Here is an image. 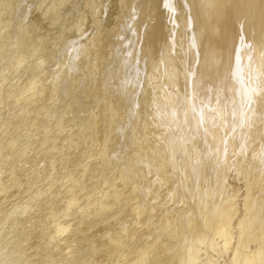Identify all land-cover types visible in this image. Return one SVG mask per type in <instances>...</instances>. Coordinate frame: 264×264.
Segmentation results:
<instances>
[{
    "label": "bare ground",
    "instance_id": "obj_1",
    "mask_svg": "<svg viewBox=\"0 0 264 264\" xmlns=\"http://www.w3.org/2000/svg\"><path fill=\"white\" fill-rule=\"evenodd\" d=\"M1 1L2 2H0V44H5V47L3 49L4 50L3 53H0V68H2L4 65L9 66L10 64V59H11L10 53L12 51V50L10 51V49L13 45V39L11 38L10 30L15 28L17 21L20 18L19 14L21 13L23 9V4L25 8V3L26 1L28 2V0H1ZM67 1L68 0H38L36 3L35 13L33 12L34 14H32L34 15L33 19L35 21L40 20L43 22V21H47L46 20L47 18L52 17L53 21H57L56 19L57 11L64 4H67ZM72 1H70V4ZM80 4H83V3L79 2V5ZM85 5H86V8L89 9V11L91 9L92 13L94 14L93 16L95 18L100 17V12H101L100 10H103V6L107 5L108 8H104V12L106 11L105 15L107 14L106 19H109V20L111 19V20H110V23L108 20L107 22L108 24L104 22L105 20H103L104 24H100L96 26L95 28L94 26L92 27L94 30L92 29L93 32H91L90 35L88 36L86 35L87 38L85 39L86 40L85 44L78 48L73 47L74 49H72L70 53L68 52L69 54H67V57L69 58L70 61H72L71 69L69 68L68 70V69H65L66 68L65 67L60 72V74H58L61 77V80H66L68 82L67 84L68 87L70 86L71 88H73V91L76 90L74 91V94L78 96L77 97L78 102L76 103L75 109H74L76 111H73V112L80 114L81 117H79L78 115L79 117L78 119L80 121L75 120L74 118L75 116L74 117L72 116V117L74 118L76 123L78 122L77 125L80 124L79 126L83 128L82 133L80 134L78 133L79 136H77V138L78 137L79 138L76 139V143L74 142L75 144L72 146V149L69 148L70 151H68L69 156L67 155L68 157L67 164L70 168H68L66 164L61 162L62 165H61L60 171H62V173H66L67 170L76 168V166L79 167V165L83 164V162L85 161L86 162L88 161V163H86L88 167L86 166L84 169V165H83V170L81 169L82 175L83 174L85 175L84 177H82L84 178L83 180H81L80 182L78 180V183H79L78 188L74 189V187L77 184L75 185L74 182L76 181L72 179L74 182L71 181V183H74V184H72L69 187L67 185L69 181L66 183L64 182L68 187L67 186L65 187L64 186L65 184H64L63 185L64 187L60 188L62 190H66L67 193L70 191V193L64 194L60 192L62 191L60 190L57 193L55 192L56 194L54 197L48 199L47 206L46 205L45 206H46V209L50 211L49 213L53 215L52 217L49 216L52 219L55 217L54 214H59L58 212L61 209L60 206L64 201H67V203H65V206L68 205L66 206V208H64L65 209L64 211H66L67 214L68 213L73 214V216L72 214H70L71 215L70 220H68L69 218L67 219V222L69 223V227L62 225L63 220L56 222L55 220L56 217H55V219H53L55 221L54 222L53 220H51V218H49L50 221L54 222V229H53L54 233L51 236L48 235L50 236L51 240L52 241L55 240L54 237L56 238L58 237V235L62 233H64V235L62 234L63 236H65L66 233H68L67 234L68 236L66 235L67 238L65 240L67 242L62 241V242H65L64 243L65 245L64 246L60 245L61 247H63L62 249L64 251L66 250L68 251L69 249H71L70 247H71L72 241L75 240L76 238L79 239L80 237L84 238V237L92 236L93 234L91 235V233H93V231L102 230L104 233V237L101 236L102 238L100 239V236H99L98 238L100 240L99 241L95 240L97 242L94 243V244L97 243L96 247L98 248H96V250H92V251L90 250L91 251L90 253L88 252L90 255L88 259L86 258L87 260L85 262L83 261L84 256L82 257L81 254H79L82 257V261H83L80 264H132V263L136 264L145 255L148 256V254L152 252L150 251V249L153 250V247H158L156 246L158 245L157 239H159L160 237L163 238V236L165 235H167V238H168L169 236L168 233H170V232L167 233V231L170 230L169 225H167L166 227L165 224L163 223L165 228H164V231H161V233H158L156 230H154L153 225L158 224V223L162 224V222H165L168 220H170L169 222H172L174 224V221H171V219L176 218L177 215L179 216L178 210L181 208L177 205L178 202L177 203L175 202L176 204L173 203L174 207L171 208L172 202L176 201L178 198H181L180 196L182 197L186 196V198L189 201H206V202L208 201L209 203L216 205L218 202L219 203L221 202L219 200H221V198L223 197V194L226 196L230 195L231 197H233L232 198L233 201L230 199L232 201L229 205L230 210L229 208L227 209L228 206L225 209L229 210V215L227 214L228 215L227 218L231 220V222H233L232 219L233 218L236 219L235 217L238 215V213L241 210L240 209L241 204L243 202L244 204L245 203L248 204L249 199L247 200V202H245L246 199H245L244 192H243V190L245 189L243 187V184L247 181L245 179L247 177L249 178L253 177V180L255 179L254 185H256L257 191L259 192L257 198L260 204V207H259L260 210L257 214L256 219L261 220L260 224H261L262 230L260 231L263 232L261 234H264V0H87L85 2ZM24 13H25V10H24ZM68 13H70V11ZM26 14H24V16H26ZM31 16H29V18ZM66 18L68 17L66 16ZM62 23L64 24L65 22H62ZM35 24H36L34 25L35 28H38L37 22ZM55 24H58V23L55 22ZM46 25L48 24L45 23L44 26ZM40 30L42 31V29H39V31ZM50 30L51 29H49V31ZM62 37H63V34H62ZM65 38H67V36H65ZM70 38L71 37H69V40L74 39V37L71 39ZM41 42L43 41H40V43ZM45 42L48 43L47 40ZM155 59L156 60L158 59V60L155 61ZM167 63H170L169 68H167ZM54 69H58V67ZM61 69H62V64H61ZM36 75H37V72H36ZM61 80L59 81V83L61 82ZM57 82L58 81H56V83ZM64 88L63 90L66 91ZM60 91L61 90H59V92ZM44 92L46 91H44L43 89V94ZM37 93H36V96H38ZM43 94L41 95V97L43 96ZM66 94H67V91H66ZM63 95L65 96L64 93ZM52 96L54 97V94ZM180 97L182 99V103H181L182 108L179 109L180 106L177 105L178 104L177 100ZM55 100H58V99H54V101ZM71 100L73 101V99ZM51 101L54 102L53 100ZM17 102H18V99H17ZM16 104L17 103H15V106L18 105ZM27 105L29 106V103H27L26 106ZM61 105L63 106V104ZM68 110H71V109H68ZM181 110H182V119L186 121L187 128H186L185 133L181 132L178 135L177 140L179 142V145L175 147L174 145H171L170 141H172L171 137H172L173 131L175 130L176 124H177L178 115H176V113H179V112L181 113ZM229 114L231 116V119L227 120L226 115L229 116ZM27 116L29 115L27 114ZM49 120L50 119H48L47 122ZM62 120L60 119L59 122H61ZM66 122L67 121H65V123ZM14 123L16 126L17 124L15 121ZM76 123H72V124H76ZM43 124L44 123H38V126L44 127ZM10 127H12V124ZM67 127H70V124ZM76 129H78V127ZM76 129H74V131ZM109 129L110 131H112L113 135H110V136L107 135V130ZM61 130H64V129H61ZM70 130H68L69 131L68 137L70 136L72 138L71 136L72 134L69 135ZM61 133L62 132L60 131L45 133L42 136V142H44L47 148L51 150L54 144L56 143L59 144L60 142H63L61 140H64V139H62L61 136L65 132H63L62 134ZM70 137L68 138L69 140H70ZM133 137H134V140H132ZM120 138L123 139L122 143H120ZM61 145L62 143L60 144V146ZM66 145L67 144L65 141V146ZM69 145L71 146V143H69ZM131 145L134 147L133 150H135L136 154L138 155L137 164H136L138 166L136 167V169L133 168L134 169L132 170L133 172H130L131 173L130 179L129 177L124 176L126 168L128 169L130 168L126 166H125L126 168H119L118 167L119 165H117L119 164V162L116 164L117 166L114 168L116 169L114 173L112 172L113 170L111 168L112 170L111 174L113 175H109V177H107L104 175L105 173L102 172L103 170L100 172V169H101L100 163L102 162L101 160L102 158L98 160L99 155L100 156L101 154L102 155L104 154L106 156H110V154L115 155L119 153L120 150H122V148L124 150V148H128V146H131ZM235 151L238 152V154L236 153L237 154L236 156H239V157H237L236 160H233V156H234L233 153ZM30 156L33 160L31 159L28 160L27 164H25L24 162L25 165L21 166L23 167V169L19 167L18 171L21 170L20 175L25 176L27 174L29 176H33L34 178H37L39 177L38 175H36L38 174V171L37 173H35V171L38 170L40 166L42 169H44L42 173L46 171V168L48 167V164H49V161L47 160L48 157H46L47 155L44 156L42 151L39 152L35 150L31 152ZM175 159L178 162H176ZM42 161L43 163H41ZM106 164L101 163L102 166L104 165V168ZM121 165H122V162H121ZM128 165H132V164L128 163ZM89 166L94 168L92 169L93 171L87 169V168H90ZM109 166L111 167L110 162H109ZM169 166H174V168H176V170L178 171L177 176H179V179L176 185H174L175 183L174 184L171 183V180L168 174ZM16 171L17 169L14 171V174H16ZM40 171L41 170H39V172ZM122 171H124L123 172L124 174L122 173ZM244 179L246 180L245 182L243 181ZM18 180L16 182H18ZM130 180H131V183H129ZM206 180L209 182L207 183ZM215 180L219 181L218 183V185L220 186L219 191L212 188L213 184L215 183ZM50 190L51 189H49V191ZM251 194L254 195V193H251ZM78 195H79V200L85 202L86 206H89L87 210L83 209L84 211H82L81 214L78 213L77 211L70 212V209L74 210L73 209L74 207L77 209L76 204L80 202L78 199H76ZM59 196H61L62 198L64 197V200L57 199ZM249 201L251 202V199ZM229 202L230 201H228V203ZM157 203L160 205H157ZM122 206L127 207L125 210L126 213L122 214L123 216L120 215V217H118L117 225H120V227L123 230L121 234L124 232L125 237L126 235L128 237L132 236L133 243L130 245L129 248H124L125 250H123L122 252L123 254H121L122 255L121 257H123V259L119 255V257L121 258L120 259L118 257L114 258V255H112V253H115L114 251L118 249L117 247H119V245L121 244L122 238L120 239V237H117L116 235L118 233L117 234L113 233V230L115 229L113 227L112 228L109 227L110 226L109 224L108 226L106 224L110 223L112 219L115 220L117 218L115 216L117 215L116 213L117 211L115 209H118V208L120 209ZM217 207H221V206H217ZM248 207H245V208L247 209ZM223 209L221 211H223ZM171 213H174V214L172 215ZM215 213L209 215L208 222H210V225L208 226L207 224L208 228L207 230L205 229L207 232L209 229V232H208V235L206 234L205 235L207 236L206 238L208 239L207 245H209V248L211 246V249L214 250L213 252L217 256L223 257L224 249L226 250L227 247L224 248L223 243H222L225 239L221 241L220 239L218 240V238L215 237L219 235V234L216 235V233L218 232L217 231L218 229L217 227H215L217 225V222H215L217 220L216 219L217 214L215 215ZM254 213L255 212H253V214ZM168 214L170 215V217H168L169 216ZM191 214H192L191 216L193 215L196 216V213L195 214L191 213ZM191 216L189 220L190 222H187L188 224L186 227L194 229V232L198 234L202 226L204 230V223L197 224V222L193 220L195 219L194 218L195 216L193 218ZM246 216L247 215H245V217ZM180 217L184 218V216H181V215ZM249 218L247 220H249ZM237 219H238V224H239L240 220L242 221V219H240L239 217H237ZM244 220H245L244 225L247 226L246 224H249V223H246V219ZM252 220H254V218L253 219L251 218V221ZM41 224H44V223L41 222ZM176 224H177V221H176ZM230 224L228 225L230 226ZM222 225H224V222L222 223ZM70 226L74 227L75 229L74 233L73 232L70 233V231H68L70 230L69 229ZM181 226L183 227V225ZM239 226L241 227V225ZM173 227L174 226H172V228ZM254 227L252 228L254 229ZM172 228H171V231H172ZM175 228L178 229L177 232L175 231L176 235L177 233L181 234V232H183L180 226L175 227ZM218 228H220V226ZM223 228L225 229L226 227L224 226ZM22 230L24 229L21 228V232L19 234L16 235L14 233L13 236H10L11 237L10 240L12 241V244H11L12 246L9 244L11 246L9 251L7 253L4 252V254H2L1 256L2 258L0 260V263L2 261L1 264H32L33 263V261L26 254H23V252H25L23 250H25L24 248H26L23 246V243L27 242L28 238L31 236L28 235L29 231L27 230V228L24 231ZM241 230L243 231V228ZM220 231L221 230L219 229V232ZM231 231H229V229L226 230L227 233L228 232L231 233ZM187 232H190V231H187ZM43 233L44 232H42V234ZM100 234L101 233H99L98 235ZM174 234L175 233H173L172 235ZM183 235H184V232H183ZM245 235H244V238L250 237V236L245 237ZM238 237L240 236L238 235ZM38 238H37V241H38ZM257 238L258 237H256V239ZM260 238L262 237L260 236ZM59 240H60V237H59ZM174 240L176 239L174 238ZM184 240L186 241V239ZM203 240H205V237ZM87 241L89 240L87 239ZM167 241L168 242H166V244L164 243L165 245H167V243H169L171 240H167ZM253 241H255V239ZM256 241H258V239ZM201 242H205V241H201ZM226 242H228V240ZM86 243H88L87 245L89 246L91 242L90 243L86 242ZM123 243H124V240H123ZM73 244H74V241H73ZM112 244L115 245V247L112 246ZM201 244L203 245L204 243H201ZM43 245L45 244L43 243ZM47 245L48 246L41 247L42 244L41 246L40 245L38 246L37 244L38 248L37 249L35 248L34 251L32 250L33 253L32 254L30 253L31 255L29 256L32 259H34L35 262L37 261V263H39L43 259L42 254L45 250L48 249V251L51 250L49 252H52L55 249L54 253L57 255H55L54 253H51V254L57 257L59 255L56 251L57 249L54 248L53 245H51V242ZM224 245L226 246V243H224ZM161 246H164V245L162 244ZM184 246L185 245H183V247ZM46 247L47 249H45ZM86 247L85 249L88 250V248ZM228 247L230 248V246ZM77 248H80V247H77ZM188 248H189V244H188ZM209 248L207 249L208 252H209ZM231 248H232V245H231ZM237 248H239V246ZM237 248L235 247V251ZM160 249L161 248H159V250ZM183 249L186 250L185 248ZM191 250L192 249H190V251ZM240 250L244 251L242 246ZM156 251L154 250L153 253L158 254V251L157 252ZM164 251L165 250H163V252ZM182 251L181 253H183ZM238 252H235L233 256L229 258L230 259L229 261H232V262L236 261L235 257H236V253L238 254ZM175 253L174 254L172 253V255H175V256L170 258L171 263L167 261L168 262V263L166 262L167 264H180L181 257L180 259L177 258L179 257L177 251ZM251 253L253 256L251 255L249 257H252V258H250V260L247 258L248 261L246 260L244 264H264V237L261 242L254 244V246L251 248L250 254ZM70 254L71 253H69V255ZM207 254L208 253H206V255ZM151 255L152 257L154 256V254H151ZM213 255L208 256V258L211 257L212 259ZM11 258L13 259L19 258L21 261L19 263L18 262L12 263L10 262ZM65 258H66V255H65ZM153 259H156V257L155 258L153 257ZM161 259H159V262ZM164 259H167V257ZM185 259L187 260V258ZM201 259L204 260L203 258ZM212 260H214V258ZM155 261L156 260H154V262ZM193 261H194V258H193ZM140 262H143V261L141 260ZM147 262H150V258L149 260H147ZM181 263H184V262H181ZM147 264H150V263H147ZM216 264H218V262Z\"/></svg>",
    "mask_w": 264,
    "mask_h": 264
},
{
    "label": "rangeland",
    "instance_id": "obj_2",
    "mask_svg": "<svg viewBox=\"0 0 264 264\" xmlns=\"http://www.w3.org/2000/svg\"><path fill=\"white\" fill-rule=\"evenodd\" d=\"M37 1L38 0H28V2L26 1V3H25V8H24V4H23V9H22V11H21V13L19 14L20 16V18H19V20L17 21V24H16V26H15V28H13V29H11L10 31V33H11V38L13 39V45H12V47H11V49H10V51H11V53H10V56H11V59H10V64H9V66L7 65H4L2 68H0V260H1V256H2V254H4V252L5 253H7L8 251H9V249H10V247L12 246L11 244H12V241L10 240V236H13L14 235V233L17 235V234H19L20 232H21V228L22 229H24V230H26V228H27V230L29 231V234L28 235H30L31 237H29L28 238V241L27 242H25V243H23V246L24 247H26V248H24L25 250H23V251H25V252H23V254H26L32 261H33V263L32 264H80V263H82L83 261L85 262L88 258H89V253L92 251V250H96V248H98V247H96V245H97V243L96 244H94L95 242H97V241H99L102 237H104V233H103V231L102 230H99V231H93V233H91V235L92 236H88V237H84V238H76L75 240H73L74 241V244H73V241H72V243H71V249H69L68 251L66 250V251H64L62 248L63 247H61L62 245L64 246L65 244V242H67V241H65L66 240V238H67V234L68 233H66V235L65 236H63L64 235V233H62V234H60V235H58V237H54V239L55 240H51V238H50V236L51 235H53V233H54V220L53 219H55V217H56V222L58 221H62V225H65V226H68L69 227V223L67 222V219L68 220H70V217H71V215L70 214H72V213H66V211H64L65 209L64 208H66V206H68V205H66L65 206V203H67V201H64L62 204H61V209H60V211L58 212L59 214H54V218L52 219L51 217L53 216L51 213H49L50 211L49 210H47L46 209V206H47V201H48V199H50V198H52V197H54L55 196V194L57 193V192H59L60 190H62V189H60V188H62V187H66L67 185L70 187L72 184H74L75 183V185H73V186H75L74 187V189L75 188H78L79 187V183H78V180H79V182L81 181V180H83L84 178H82V177H84V175L85 174H83L82 175V170H83V165H84V169H85V167L87 166V164L86 163H88V161L86 162H83V164H81V165H79V167L78 166H76V168H72V169H70V170H67V172L66 173H62V171H60V169H61V165H62V163L61 162H63L64 164H66L67 165V167L68 168H70L69 166H68V157H67V155L69 156V154H68V151H70V149H72V146L76 143V139H78L77 138V136H79V134L80 133H82V127L81 126H79V125H77L78 124V122L76 123V121L75 120H79L78 118L79 117H81L80 116V114H78V113H76V112H73V111H76V110H74L75 109V105H76V103L78 102V96L77 95H75L74 94V91H76V90H74L73 91V88H71L70 86L68 87V82L66 81V80H61V77L58 75V74H60V72L65 68V69H68L69 70V68L71 69V63H72V61H70L69 60V58L67 57V54H69L70 52H71V50L72 49H74V48H78V47H81V46H83L84 44H85V42H86V38H87V36L88 35H90V33L91 32H93V26H94V28L96 27V26H98V25H100V24H104V22H108V20L109 19H106L107 18V14L105 15V12H104V8H108V6L107 5H105V6H103V10H100L101 12H100V17H98V18H95L93 15V13H92V11H91V9H90V11H89V9H87L86 8V5H85V2L87 1V0H68L67 1V4H64L58 11H57V21H53L52 19V17H50V18H47L46 20L47 21H35L34 19H33V17H34V15H32V14H34L35 13V9H36V3H37ZM70 1H72L71 2V4H70ZM80 3H83V4H80L79 5V2ZM83 1V2H82ZM0 2H2L1 0H0ZM30 2V3H29ZM32 3V4H31ZM107 3V2H106ZM105 3V4H106ZM70 4V5H69ZM73 4V5H72ZM76 4V5H75ZM78 4V5H77ZM28 5V6H27ZM31 5H32V7H31ZM67 5H69V6H67ZM71 5H72V7H71ZM34 6V7H33ZM75 6V7H74ZM29 7V8H28ZM70 7V8H69ZM85 7V8H84ZM29 10H28V9ZM80 8V9H79ZM82 8V9H81ZM24 10H25V13H24ZM28 10V11H27ZM31 10H33V11H31ZM72 10V11H71ZM70 11V13H68ZM73 11H74V13H73ZM30 12V13H29ZM34 12V13H33ZM76 12V13H75ZM27 13V14H26ZM61 13V14H60ZM63 13H64V15H63ZM80 13V14H79ZM88 13V14H87ZM104 13V14H103ZM24 14H26V16H24ZM71 14V15H70ZM73 14V15H72ZM32 15V16H31ZM59 15V16H58ZM78 15V16H77ZM24 17V19H23V17ZM29 16H31L30 18H29ZM66 16L68 17V18H66ZM72 16H74V17H72ZM88 16H89V18H88ZM65 19H64V18ZM22 18V19H21ZM59 18H60V20H59ZM80 18V19H79ZM29 19V20H28ZM51 20V21H49V20ZM68 19V20H67ZM90 19V20H89ZM99 19H100V21H99ZM22 20V21H21ZM25 20H27V21H25ZM64 20V21H63ZM67 20V21H66ZM103 20H105L104 22H103ZM111 20V19H110ZM110 20H109V23H110ZM69 21V22H68ZM93 21V22H92ZM98 21V22H97ZM34 22V23H33ZM37 22V26H38V28H35V26L34 25H36L35 23ZM40 22V23H39ZM55 22L56 23H58V24H55ZM62 22H65L64 24L62 23ZM24 23V24H23ZM31 23H32V25H31ZM45 23H47L48 25H46V26H44V24ZM50 23V24H49ZM73 23V24H72ZM99 23V24H98ZM144 23H145V21H144ZM143 23V24H144ZM60 24V25H59ZM108 24V23H107ZM54 25V26H53ZM63 25V26H62ZM73 25V26H72ZM75 25H76V27H75ZM26 26H27V28H26ZM36 26V27H37ZM51 26V27H50ZM16 27H17V29L19 30H17L16 29ZM21 29H20V28ZM32 27V28H31ZM43 27V28H42ZM51 29L50 31H49V29ZM53 27V28H52ZM56 27V28H55ZM58 27V28H57ZM71 28V29H70ZM15 29V30H14ZM25 29V30H24ZM26 29H28V30H26ZM30 29V30H29ZM38 29V30H37ZM39 29H42V31L40 30L39 31ZM47 29V30H46ZM91 29V30H90ZM93 29V30H92ZM21 30V31H20ZM26 31V32H25ZM45 31H47V32H45ZM75 31V32H74ZM83 31V32H82ZM90 31V32H89ZM38 32V33H37ZM43 32V33H42ZM74 32V33H73ZM89 32V33H88ZM18 33V34H17ZM29 33V34H28ZM34 33V34H33ZM36 33H37V35H36ZM77 33V34H76ZM47 34V35H46ZM62 34H63V37H62ZM65 34V35H64ZM69 34V35H68ZM41 36V37H39V36ZM43 35V36H42ZM71 35V36H70ZM78 35V36H77ZM87 35V36H86ZM23 36V37H22ZM25 36V37H24ZM56 36V37H55ZM65 36H67V38H65ZM28 37V38H27ZM69 37H71V38H73L74 37V39H71V40H69ZM42 38V39H41ZM28 39V40H27ZM38 39V40H37ZM44 39V40H43ZM66 39V40H65ZM82 39V40H81ZM24 40H25V42H24ZM43 41V42H41L40 43V41ZM47 40V42L48 43H46L45 41ZM63 40V41H62ZM23 41V42H22ZM36 41V42H35ZM71 41V42H70ZM73 41V42H72ZM140 41V40H139ZM51 42V43H50ZM56 42V43H55ZM46 43V44H45ZM49 43H50V45H49ZM77 43H79V44H77ZM83 43V44H82ZM18 44V45H17ZM27 44V45H26ZM43 44V45H42ZM54 44V45H53ZM67 44V45H66ZM69 44V45H68ZM77 44V45H76ZM140 44V43H139ZM167 44V43H166ZM25 45H26V47H25ZM38 45V46H37ZM47 45H48V47H49V49H48V47H47ZM45 46V47H44ZM4 47H5V44H0V53H3V49H4ZM25 47V48H24ZM59 47H60V49H59ZM68 47V48H67ZM74 47V48H73ZM39 48H41V49H39ZM44 48V49H43ZM46 48V49H45ZM39 49V50H38ZM57 49V50H56ZM30 51V53H29V51ZM41 50V51H40ZM46 52H45V51ZM53 50V51H52ZM44 51V52H43ZM39 52V53H38ZM69 52V53H68ZM48 54V55H47ZM39 55V56H38ZM50 55V56H49ZM13 56V57H12ZM53 56V57H52ZM41 57V58H40ZM63 57V58H62ZM37 58H38V60H37ZM23 59V60H22ZM30 59V60H29ZM33 59H34V61H33ZM47 59V60H46ZM13 60H14V62H13ZM158 60V59H157ZM156 59H155V61H157ZM27 61V62H26ZM18 63V64H17ZM20 63V64H19ZM29 63V64H28ZM56 63V64H55ZM15 64H17V65H15ZM35 64V65H34ZM36 64H37V66H36ZM61 64H62V69H61ZM60 65V66H59ZM39 66H40V68H39ZM169 66H170V63H167V68H169ZM8 67V68H7ZM58 67V69H54V68H57ZM30 68V69H29ZM29 69V70H28ZM40 69V70H39ZM3 71V73H2V71ZM7 70V71H6ZM10 70V71H9ZM6 72V74H5V72ZM37 72V75H36V72ZM40 71V72H39ZM28 72V73H27ZM28 74V75H27ZM185 74V73H184ZM55 76V77H54ZM45 77V78H44ZM34 81H33V80ZM37 79V80H36ZM51 79V80H50ZM59 79V80H58ZM23 80H25V81H23ZM61 80V82L59 83V81ZM56 81H58L57 83H56ZM63 81V82H62ZM65 81V82H64ZM140 81V80H139ZM54 84H53V83ZM50 83V84H49ZM27 84V85H26ZM31 85V86H30ZM52 85V86H51ZM59 87H58V86ZM33 86V87H32ZM49 86V87H48ZM30 87H31V89H30ZM41 87V88H40ZM44 87V88H43ZM58 87V88H57ZM62 87V88H61ZM65 87V88H64ZM63 88L67 91V94H66V91H64L63 90ZM5 89V90H4ZM27 89V90H26ZM43 89H44V91H46V92H44V94H43ZM30 90V91H29ZM58 90V91H57ZM59 90H61L60 92H59ZM32 91V92H31ZM9 92V93H8ZM24 92V93H23ZM37 93V95L38 96H36V93ZM72 92V93H71ZM11 93V94H10ZM35 93V94H34ZM60 93V94H59ZM63 93L65 94V96H66V98H65V96L63 95ZM43 94V96L41 97V95ZM46 94V95H45ZM54 94V97L52 96V95ZM57 94V95H56ZM22 95H23V97H22ZM49 95V96H48ZM61 95V96H60ZM75 95V96H74ZM29 96V97H28ZM52 96V97H51ZM68 96H69V98H68ZM74 96V97H73ZM22 99H21V98ZM26 97V98H25ZM41 97V98H40ZM48 97V98H47ZM49 97H50V99H49ZM61 97V98H60ZM63 97H64V99H63ZM23 98H25V99H23ZM45 98V99H44ZM73 99V101L71 100V99ZM17 99H18V102H17ZM31 99V100H30ZM42 99V100H41ZM54 99H58V100H55L54 101ZM27 101V103H29V106L27 105L26 106V101ZM41 100V101H40ZM44 100V101H43ZM51 100H53L54 102H52ZM62 100H63V102H62ZM65 100V101H64ZM43 101V102H42ZM67 101H69V102H67ZM31 102V103H30ZM180 102V103H179ZM15 103H17L16 105L17 106H15ZM37 104V105H35V104ZM43 103V104H42ZM65 103V104H64ZM68 105H67V104ZM70 103V104H69ZM177 105H179L180 107H179V109L180 108H182V106H181V103H182V99H181V97L180 98H178V100H177ZM61 104H63V106L61 105ZM34 105V106H33ZM43 105H44V107H43ZM47 107H46V106ZM52 105V106H51ZM64 105H66V106H64ZM176 105V106H177ZM55 106V107H54ZM59 106H61V107H59ZM67 106H68V108H67ZM71 106V107H70ZM74 106V107H73ZM36 107V108H35ZM70 107V108H69ZM178 107V106H177ZM13 108H15V109H13ZM57 108V109H56ZM67 108V109H66ZM24 109H25V111H24ZM36 109V110H35ZM68 110V109H71V110H68V111H66V110ZM14 110V111H13ZM61 110H62V112H61ZM24 111V112H23ZM28 111H29V113H28ZM27 112V113H26ZM73 112V113H72ZM67 113V114H66ZM24 114H26V115H24ZM27 114L29 115V116H27ZM33 114V115H32ZM47 114V115H46ZM73 114V115H72ZM75 114V115H74ZM71 115V116H70ZM76 115H77V117H76ZM78 115H79V117H78ZM176 115H178L177 116V124H176V128H175V130L173 131V134H172V137H171V140L172 141H170V143H171V145H174L175 147H177L178 145H179V142H178V140H177V137H178V135L182 132V133H185L186 132V128H187V126H186V121L185 120H183L182 119V110H181V113L179 112V113H176ZM75 118V120H74V118ZM17 119H16V118ZM29 117H30V119H29ZM39 117V118H38ZM59 117V118H58ZM65 117V118H64ZM226 117H227V120H230L231 119V116H230V114H229V116L228 115H226ZM19 118V119H18ZM68 120H67V119ZM12 119V120H11ZM42 119V120H41ZM48 119H50L48 122L50 123H48L47 122V120ZM62 120L61 122H59V120ZM65 119V120H64ZM10 121V123H9V121ZM29 122H28V121ZM182 120V121H181ZM13 121V122H12ZM14 121L16 122V126H15V123H14ZM18 121V122H17ZM33 121V122H32ZM40 121V122H39ZM65 121H67L66 123H65ZM74 121V122H73ZM80 121V120H79ZM12 122V123H11ZM23 122V123H22ZM28 124H27V123ZM7 123V124H6ZM9 123V124H8ZM21 123V124H20ZM34 123V124H33ZM38 123H44L45 125H47V126H45L44 124H43V126L44 127H40V126H38ZM61 123V124H60ZM65 123V124H64ZM72 123H76V124H72ZM11 124H12V127H10L11 126ZM27 124V125H26ZM69 124H70V127L72 128H70V127H67V126H69ZM72 124V125H71ZM179 124H180V126H179ZM20 125V126H19ZM49 125V126H48ZM64 125H66V126H64ZM74 125V126H73ZM6 126H8V127H6ZM18 126V127H17ZM38 126V127H37ZM52 126V127H51ZM57 126V127H56ZM58 126H59V128H58ZM15 127V128H14ZM35 127V128H34ZM40 127V128H39ZM64 127V128H63ZM78 127V129H76V128ZM80 127V128H79ZM19 128V129H18ZM38 128V129H37ZM42 128V129H41ZM49 128H50V130H49ZM52 128V129H51ZM55 128V129H54ZM182 128V129H181ZM42 130V131H40V130ZM54 129V130H53ZM61 129H64V130H61ZM71 129V130H70ZM74 129H76L75 131H74ZM81 129V130H80ZM111 129V128H110ZM110 129L109 130H107V135H113V133H112V131H110ZM8 130H10V131H8ZM46 132H45V131ZM68 130H70V134L69 135H71L72 136V138L70 137V140L68 139L69 137H68V133H69V131ZM73 130V131H72ZM11 131H12V133H11ZM15 131V132H14ZM35 131H36V133H35ZM55 132V131H60V132H65V133H61L62 134V139H64V140H61V141H63V142H60L59 144H54V146H53V148L51 149V150H49L48 148H47V146L45 145V143L44 142H42V136L45 134V133H48V132ZM72 131V132H71ZM38 132V133H37ZM45 132V133H44ZM67 132V133H66ZM11 133V134H10ZM79 133V134H78ZM10 134V135H9ZM13 134V135H12ZM67 135V136H66ZM76 135V136H75ZM35 138H34V137ZM40 136V137H39ZM63 136H65V137H63ZM176 136V137H175ZM37 137V138H36ZM73 137H75V138H73ZM30 138V139H29ZM9 139V140H8ZM72 139H74V140H72ZM132 140H134V137L132 138ZM132 140H131V142H132ZM2 141V142H1ZM8 141V142H7ZM65 141H66V144L68 145H66L65 146ZM69 141V142H68ZM71 141H73V142H71ZM176 141V142H175ZM75 142V143H74ZM123 142V139L122 138H120V143H122ZM6 143V144H5ZM35 143V144H34ZM62 143V145L60 146V144ZM69 143H71V146L69 145ZM16 144V145H15ZM45 146H44V145ZM4 146V147H3ZM31 147V148H30ZM63 147V148H62ZM65 147V148H64ZM29 148V149H28ZM70 148V149H69ZM35 150V151H39V152H43V154H44V156L45 155H47L46 157H48V161H49V164H48V167L46 168V171L45 172H43L42 173V171L44 170V169H42L41 168V166L38 168V170H36L35 171V173H37V171H38V174H36V175H38L39 177H37V178H34L33 176H29V175H25V176H23V175H20V173H21V170L20 171H18V169H19V167H21V166H24L25 164H27V161L28 160H33L32 158H31V156H30V154H31V152L33 151V150ZM56 149V150H55ZM60 149H62V150H60ZM134 149V147L131 145V146H128V148H124V150H123V148H122V150H120V152L119 153H117V154H115V155H113V154H110V156H106V155H102L101 154V156L99 155V157H98V160H100L101 158V160H102V164H106L105 165V168H104V165L102 166L101 165V163H100V172L102 171V172H104L105 174V176H107V177H109V175H113V174H111L112 172L114 173L115 172V170L116 169H114L117 165H119L118 167L119 168H126V167H129L130 169H131V167H132V165H133V167H132V169L130 170V169H128V168H126V171H125V174L123 173L124 171H122V173L124 174V176H127V177H129V179H130V177H131V173L130 172H133L132 170H134L133 168H135L136 169V167L138 166V165H136L137 164V154H136V151L135 150H133ZM41 150V151H40ZM58 150V151H57ZM126 150V151H125ZM128 150V151H127ZM24 151V152H23ZM27 151V152H26ZM54 153H53V152ZM56 151V152H55ZM62 151H63V153H62ZM122 151V152H121ZM131 151V152H130ZM135 151V152H134ZM16 152V153H15ZM125 152V153H124ZM130 152V153H129ZM134 152V153H133ZM11 153V154H10ZM64 153H66V154H64ZM103 153V152H102ZM238 154V152L237 151H235L234 153H233V160H236L237 159V157H239V156H236L237 154ZM56 154V155H55ZM63 154V155H62ZM120 154V155H119ZM133 154V155H132ZM59 155V156H58ZM135 155H136V157H135ZM29 156V157H28ZM52 156V157H51ZM106 156V157H105ZM119 156V157H118ZM126 156V157H125ZM128 156V157H127ZM133 156V157H132ZM28 157V158H27ZM67 157V158H66ZM105 157V158H104ZM109 157V158H108ZM116 157V158H115ZM118 157V158H117ZM122 157H124V158H122ZM66 158V159H65ZM104 158V159H103ZM235 158V159H234ZM118 161H117V160ZM122 159H124V160H122ZM134 159V160H133ZM19 160H21V161H19ZM25 160V161H24ZM62 160V161H61ZM115 160H116V162H115ZM15 161V162H14ZM44 161V160H43ZM43 161L41 162V163H43ZM66 161V162H65ZM128 161V162H127ZM130 161V162H129ZM175 161L176 162H178L176 159H175ZM17 162V163H16ZM18 162H19V164H18ZM24 162H25V164H24ZM60 162V163H59ZM109 162H110V164H111V167L109 166ZM119 162V164H117ZM121 162H122V165H121ZM174 162V161H173ZM60 165H59V164ZM85 163V164H84ZM128 163L129 164H132V165H128ZM12 164V165H11ZM22 164V165H21ZM113 164V165H112ZM117 164V165H116ZM123 164H124V166H123ZM109 167H108V166ZM135 165V166H134ZM82 166V167H81ZM121 166V167H120ZM126 166V167H125ZM131 166V167H130ZM88 167V166H87ZM90 168H87V169H89V170H91V171H93L92 169H94V168H92L91 166H89ZM107 167V168H106ZM171 167V168H170ZM41 168V169H40ZM110 168V169H109ZM111 168H112V170H111ZM17 169V171H16V174H14V171ZM21 169H23V167H21ZM74 169V170H73ZM76 169V170H75ZM82 169V170H81ZM7 170V171H6ZM39 170H41L40 172H39ZM80 170V171H79ZM88 170V171H89ZM105 170V171H104ZM106 170H110L109 172L108 171H106ZM6 171V172H5ZM86 171V170H85ZM88 171H87V173H88ZM112 171V172H111ZM12 172H13V174H12ZM79 172V173H78ZM18 173V174H17ZM41 173V174H40ZM59 173V174H58ZM3 174V175H2ZM47 174V175H46ZM108 174V175H107ZM168 174H169V177H170V180H171V183L172 184H174V185H176L177 183H178V179H179V176H177L178 175V171L176 170V168H174V166H169V171H168ZM62 175V176H61ZM15 176V177H14ZM17 176V177H16ZM23 176V177H22ZM75 176V177H74ZM77 176V177H76ZM177 176V177H176ZM26 177H28V178H26ZM32 179H31V178ZM80 179H79V178ZM86 177V176H85ZM12 178V179H11ZM77 178V179H76ZM19 179V180H18ZM24 179H26V180H24ZM38 179V180H37ZM41 179V180H40ZM69 179V180H68ZM75 180L76 182H74L73 180ZM175 180V182H174V180ZM247 181H246V180ZM243 181L245 182L244 184H243V187L245 188L244 190H243V192H244V196H245V199H246V201L245 202H247V200L249 199H251V202L248 200V204L247 203H245L244 204V202L241 204V206H240V212L238 213V215L235 217L236 219H232L233 220V222H231V220H229L227 217H228V215H229V210H230V207H229V205H230V203L233 201V197H231L230 195H224L223 194V197L221 198V200H219V201H221L220 203L218 202L216 205H213V204H211V203H209L208 201L206 202V201H189L187 198H186V196H180L181 198H178L176 201H174V202H172V207L171 208H173L174 207V204H176L177 202H178V206L181 208V209H179L178 210V214H179V216L177 217L176 216V218H173V219H171V221H174V224L172 223V222H169L170 220H168V221H165V222H162V224L161 223H158V224H155V225H153V228H154V230H156L158 233H161V231H164V228H165V226L167 227V225H169V231H167V233L168 232H170V233H168L169 234V236H168V238H167V235H165V236H163V238L162 237H160L159 239H157V243H158V245H156V246H160L159 248H161L160 250H159V248L158 247H153V250H151L150 249V251H152V252H150L151 254H154V258L156 257V259H153V257H152V255L149 253L148 254V256H144L141 260L143 261V262H140L141 260H139L136 264H139V263H143V264H147V263H150V264H160V263H162V264H167L168 262L169 263H171L170 261H171V259L170 258H172V257H174L175 255H172V253L174 254L176 251H177V253H178V256L179 257H177V258H179L180 259V257H181V259H180V261L181 262H184V263H181L180 262V264H185L186 263V261H187V263H189V264H209L210 262V264H216L217 262H218V264L220 263V264H236V263H238L239 264V262H240V264H242V262H243V264H244V262H246V260L248 261V259L250 260V258H252V257H249V256H251L252 255V253L250 254V252H251V248L254 246V244H257V243H259V242H261L262 241V239H263V237H264V234H261V233H263L262 231H260V230H262L261 229V220H259V219H256V217H257V214H258V212H259V210H260V204H259V202H258V194H259V192L257 191V188H256V185H254V181H255V179L253 180V177H251V178H249V177H247V178H245ZM10 180V181H9ZM18 180V182H16ZM21 180H22V182H21ZM55 180V181H54ZM7 181V182H6ZM17 183H15V182ZM20 181V182H19ZM27 181V182H26ZM69 181V182H68ZM71 181L72 182H74V183H71ZM207 181V180H206ZM66 182H68L67 183V185L65 184ZM209 181H207V183H208ZM253 182V183H252ZM14 183V184H13ZM19 183V184H18ZM25 183V184H24ZM69 183H71V184H69ZM129 183H131V180L129 181ZM218 183H219V181L217 180H215V183L213 184V189H215V190H217V191H219L220 190V186L218 185ZM248 183V184H247ZM251 183V184H250ZM9 184V185H8ZM65 184V185H64ZM250 184V185H249ZM64 185V186H63ZM131 185V184H130ZM247 185V186H246ZM9 186V187H8ZM67 186V187H68ZM215 186V187H214ZM3 187V188H2ZM219 187V188H218ZM9 188V189H8ZM47 188V189H46ZM73 188V187H72ZM253 188V189H252ZM17 189V190H16ZM44 189V190H43ZM49 189H51L50 191H49ZM14 190V191H13ZM11 191V192H10ZM20 191V192H19ZM69 191V190H68ZM222 191V190H221ZM252 191V192H251ZM256 191V192H255ZM48 192H50V193H48ZM56 192V193H55ZM60 192H62V193H64V194H68V193H70V191L67 193V191L66 190H62V191H60ZM73 192V191H72ZM3 193V194H2ZM251 193H254V195L253 194H251ZM47 194V195H46ZM45 195V196H44ZM53 195V196H52ZM247 195V196H246ZM5 196V197H4ZM41 198H40V197ZM229 196V197H228ZM45 197V198H44ZM61 196H59L57 199H62V200H64V197L62 198H60ZM226 197V198H225ZM249 197V198H248ZM260 197V196H259ZM2 198H3V200H2ZM76 199H78L79 200V195H78V197H76ZM227 199V200H226ZM232 201H231V200ZM253 199V200H252ZM179 200H180V202H179ZM183 200V201H182ZM223 200V201H222ZM8 201V202H7ZM80 201V200H79ZM228 201H230L229 203H228ZM255 203H254V202ZM176 202V203H175ZM250 202V203H249ZM253 202V203H252ZM7 203V204H6ZM159 203V202H158ZM157 203V205H160V204H158ZM174 203V204H173ZM223 203H224V205H223ZM228 203V204H227ZM252 203V204H251ZM79 204V205H78ZM182 204H184V205H182ZM188 204V205H187ZM194 204H196V205H194ZM221 204V205H220ZM225 204H226V206H225ZM46 205V206H45ZM84 205V206H83ZM181 205V206H180ZM192 205V206H191ZM203 205V206H202ZM211 205V206H210ZM223 205V206H222ZM248 205H249V207H248ZM254 205V206H253ZM80 206V207H79ZM184 208H183V207ZM187 206V207H186ZM190 206V207H189ZM217 206H221V207H217ZM228 206V207H227ZM252 208H251V207ZM36 207V208H35ZM76 207H77V209L74 207L73 209L74 210H71L70 209V212H78V213H82V211H84V210H87L88 209V207L89 206H86V204H85V202H83V201H80L79 203H77L76 204ZM83 207V208H82ZM189 207V208H188ZM192 207V208H191ZM196 207V208H195ZM223 207H224V209H223ZM227 207V209L229 208V210H227V209H225ZM245 207H248L247 209L245 208ZM255 209H254V208ZM82 208V209H81ZM126 206H122L120 209L118 208V209H115L117 212V215H115L116 217V219L115 220H111V222L110 223H107L106 225L108 226V224L110 225L109 227H113L115 230H113V233H115V234H117L116 236L117 237H120V239L122 240L121 241V244H123V245H119V247H117L118 249H116L114 252L115 253H112V255H114V258H116V257H118V258H120L122 255L121 254H123L122 252H123V250H125L124 248H129L130 247V245L133 243L132 242V236H127L126 235V237L128 238H126L125 237V233L123 232L122 234H121V232L123 231L122 230V228L120 227V225H117L118 224V217H120V215L121 216H123L122 214H124V213H126ZM183 208V209H182ZM217 208V209H216ZM22 209V210H21ZM79 209H81V210H79ZM84 209V210H83ZM187 209V210H186ZM211 209V210H210ZM223 209V211H221ZM243 209V210H242ZM250 209V210H249ZM46 210V211H45ZM120 210V211H119ZM181 210V211H180ZM195 212H194V211ZM202 210V211H201ZM218 212H217V211ZM226 210V211H225ZM245 210H246V212H245ZM31 211V212H30ZM64 211V212H63ZM80 211V212H79ZM190 211V212H189ZM199 211V212H198ZM221 211V212H220ZM255 212L254 214H253V212ZM122 212V213H121ZM180 212H181V214H180ZM184 212H186V213H184ZM208 212V213H207ZM216 212V213H215ZM226 212V213H225ZM228 212V213H227ZM45 213V214H44ZM177 213V212H176ZM191 213H196V216L195 215H193V216H191L192 214ZM198 213V214H197ZM201 213V214H200ZM215 213V215L217 214V220L215 221V222H217V225L215 226V227H217V233H216V235L217 234H219L218 236H215L216 238H218V240L220 239L221 241H223V239H225L222 243H223V246H224V248H226L227 247V249L225 250L224 249V255H223V257H221V256H217L213 251V249H211V246H210V248H209V245H207L208 244V239L206 238L207 236L206 235H208V232H209V229H208V232L206 231L207 230V228H208V226L210 225V222H208L209 221V215H211V214H214ZM49 214V215H48ZM62 214V215H61ZM172 215L174 214V213H171ZM184 214H186V215H184ZM207 214V215H206ZM221 216H220V215ZM225 214V215H224ZM228 214V215H227ZM243 214H245V215H247L246 217H245V215H243ZM248 214H250V215H248ZM19 215V216H18ZM31 215V216H30ZM41 215V216H40ZM46 215V216H45ZM57 215V216H56ZM59 215V216H58ZM68 215V216H67ZM169 215V214H168ZM167 215V216H168ZM180 215L181 216H184V218L183 217H180ZM188 215V216H187ZM220 217H219V216ZM227 215V216H226ZM240 215V216H239ZM44 216V217H43ZM49 216H51V217H49ZM72 216H73V214H72ZM114 216V215H113ZM190 216L193 218L194 216V218L195 219H193V220H195L196 222H197V224L199 223V224H203L204 223V230H203V226L200 228V230H199V233L198 234H196L195 232H194V229H192V228H188V227H186L187 226V222H190L189 220H190ZM198 216V217H197ZM203 216V217H202ZM243 216V217H242ZM252 216V217H251ZM139 217H140V215H139ZM168 217H170V215L168 216ZM182 218V219H180V218ZM187 217H188V219H187ZM196 217H197V219H196ZM207 217V218H206ZM222 217V218H221ZM237 217H239L240 219H242V221L240 220V223L238 224V219H237ZM245 217V218H244ZM250 217V218H249ZM20 218V219H19ZM32 218V219H31ZM41 218V219H40ZM49 218H51V220H53V221H50V219ZM58 218V219H57ZM191 218V219H192ZM219 218H221V219H219ZM226 218V219H225ZM249 218V220H247ZM251 218L253 219L254 218V220H252L251 221ZM22 219V220H21ZM45 219V220H44ZM207 219V220H206ZM244 219H246V223H249V224H246L247 226H245L244 224H245V220ZM29 220V221H28ZM40 220V221H39ZM48 220H49V222H48ZM183 220H184V222H183ZM187 220V221H186ZM198 220H200V221H198ZM203 220V221H202ZM205 220V221H204ZM219 220V221H218ZM226 220H227V222H226ZM228 220H229V222H228ZM9 221V222H8ZM176 221H177V224H176ZM186 221V222H185ZM224 222V225H222V223ZM250 221V222H249ZM260 221V222H259ZM41 222L42 223H44V224H41ZM208 222V223H207ZM253 222V223H252ZM258 222V223H257ZM4 223V224H3ZM7 223V224H6ZM9 223V224H8ZM12 223V224H11ZM114 223V224H113ZM163 223L165 224V226L163 225ZM169 223H171V224H169ZM219 223V224H218ZM231 223V224H230ZM232 223H234V224H232ZM243 224V226H242V224ZM252 225H251V224ZM23 224H25V225H23ZM30 224V225H29ZM177 226H176V225ZM207 224H208V226H207ZM226 224V225H225ZM228 224H230V226L228 225ZM238 224V225H237ZM5 225V226H4ZM20 225V226H19ZM113 225V226H112ZM181 225H183V227L181 226ZM232 225V226H231ZM239 225H241V227L239 226ZM250 227H249V226ZM257 225V226H256ZM8 226V227H7ZM12 226V227H11ZM28 226V227H27ZM42 226V227H41ZM50 226V227H49ZM118 226V227H117ZM164 226V227H163ZM172 226H174L173 228H174V230H173V228H172ZM181 227L182 229V231L184 232V235H183V232H181V234L180 233H177V235H176V232H177V230L178 229H176L175 227ZM200 226V225H199ZM220 226V228H218ZM225 226L226 228L224 229L223 227ZM230 228H229V227ZM236 226H238V227H236ZM255 226V227H254ZM5 227V228H4ZM25 227V228H24ZM109 227H107V228H109ZM206 227V228H205ZM245 227H246V229H245ZM248 227H249V229H248ZM252 227H254V229L252 228ZM258 227V228H257ZM13 228V229H12ZM30 228V229H29ZM51 228V229H50ZM156 228V229H155ZM171 228H172V231H171ZM184 228V229H183ZM222 228V229H221ZM229 229V231H231L232 229V231H234V232H232L231 231V233L235 236H233L231 233H227L226 232V230H228ZM243 228V231L241 230ZM37 229H38V231H37ZM44 229V230H43ZM46 229V230H45ZM70 230H68V231H70V233H74V231H75V229H74V227L73 226H70V228H69ZM117 229V230H116ZM160 229V230H159ZM187 229V230H186ZM190 229V230H189ZM206 229V230H205ZM219 229L221 230L220 232H219ZM231 229V230H230ZM235 229V230H234ZM237 229H239V230H241V231H239V230H237ZM256 229V230H255ZM24 230H22V231H24ZM36 230V231H35ZM121 230V231H120ZM224 231V233L226 234H224L223 233V231ZM247 230V231H246ZM15 231H17V232H15ZM101 231V232H100ZM115 231V232H114ZM155 231V232H156ZM174 231V232H173ZM176 231V232H175ZM187 231H190V232H187ZM245 231V232H244ZM251 231V232H250ZM253 231V232H252ZM42 232H44L43 234H42ZM50 232V233H49ZM52 232V233H51ZM156 232V233H157ZM172 232V233H171ZM240 232V233H239ZM246 232H248V233H246ZM259 232V233H258ZM34 233V234H33ZM37 233V234H36ZM99 233H101V234H103V235H98ZM173 233H175L174 235H172ZM186 233V234H185ZM189 233H190V235H189ZM220 233H221V235H220ZM223 233V234H222ZM235 233V234H234ZM246 235H245V234ZM252 233V234H251ZM9 234V235H8ZM46 234V235H45ZM192 234H193V236H192ZM202 234V235H201ZM204 234V235H203ZM206 234V235H205ZM241 234V235H240ZM251 234V235H250ZM261 234V235H260ZM34 235V236H33ZM36 235V236H35ZM39 235V236H38ZM43 235H44V237H43ZM48 235H50V236H48ZM198 235V236H197ZM222 235H224V236H222ZM230 235H231V237H230ZM238 235L240 236V237H238ZM244 235H245V237H247V236H250L249 238H244ZM256 235V236H255ZM41 236V237H40ZM62 236V237H61ZM95 236V237H94ZM100 236V239L98 238ZM102 236V237H101ZM175 236H177V237H175ZM179 236H180V238H179ZM185 236H186V238H185ZM190 238H189V237ZM202 236V237H201ZM205 237V240H203L204 239V237ZM223 238H222V237ZM225 236H227V237H225ZM260 236L262 237V238H260ZM33 237V238H32ZM35 237V238H34ZM39 237V238H38ZM48 237V238H47ZM59 237H60V240H59ZM94 237V238H93ZM97 237V238H96ZM124 237V238H123ZM165 237V238H164ZM173 237V238H172ZM197 237V238H196ZM220 237V238H219ZM233 237V238H232ZM242 237V238H241ZM256 237H258L257 239H258V241H256L257 239H256ZM37 238H38V241H37ZM43 238V239H42ZM58 238V239H57ZM89 240V241H87V239ZM91 238V239H90ZM131 238V239H130ZM171 238V239H170ZM174 238L176 239V240H174ZM228 238V239H227ZM231 238V239H230ZM255 239V241L257 242H255V241H253L254 239ZM2 239V240H1ZM33 239H35V240H33ZM46 239V240H45ZM161 239V240H160ZM184 239H186V241L184 240ZM193 239H194V241H193ZM196 239V240H195ZM197 239H198V241H197ZM201 239V240H200ZM232 239H234V240H232ZM237 239V240H236ZM240 239V240H239ZM42 240H44V241H42ZM48 240H50V241H48ZM59 240V241H58ZM84 240H86V241H84ZM95 240H97V241H95ZM123 240H124V243H123ZM167 240H171L169 243H167V245H165L166 244V242H168ZM178 240V241H177ZM181 240V241H180ZM184 240V241H183ZM189 240V241H188ZM199 240H200V242L201 241H205V242H201V243H204L203 245L199 242ZM228 240V242H226ZM5 241V242H4ZM42 241V242H41ZM62 241H65V242H62ZM76 241V242H75ZM159 241H160V243H159ZM197 241V242H196ZM233 241V242H232ZM242 241V242H241ZM250 241V242H249ZM254 243H253V242ZM9 242V243H8ZM34 242V243H33ZM51 242V245H53L54 246V248H56L57 250V253L59 254L57 257L55 256V255H57V254H55L54 253V251H55V249H54V251H52V252H49V251H51V250H49L48 251V249H47V247L45 248V249H47V250H45L44 252H43V259H42V261H38L39 263H37V261L35 262V260L34 259H32L29 255H31L32 253H33V251L35 250V248L37 249L38 248V246L40 245L41 246V244H42V246L41 247H45V246H48L47 244H49V243ZM60 242H62V243H60ZM86 242H91L90 243V245L88 246L87 244L88 243H86ZM173 242V243H172ZM175 242V243H174ZM183 242V243H182ZM195 242V243H194ZM229 242H231V243H229ZM32 243V244H31ZM40 243V244H39ZM43 243L45 244V245H43ZM47 243V244H46ZM53 243V244H52ZM54 243H55V245H54ZM57 243V244H56ZM77 243V244H76ZM156 243V244H157ZM165 243V244H164ZM177 243V244H176ZM224 243H226V246L224 245ZM234 243V244H233ZM241 243H243V244H241ZM11 246H10V245ZM36 244V245H35ZM37 244H38V246H37ZM85 244V245H84ZM164 245V246H161V245ZM173 244V245H172ZM179 244V245H178ZM188 244H189V248H188ZM207 246H206V245ZM59 245V246H58ZM61 245V246H60ZM80 245V246H79ZM183 245H185L184 247H183ZM194 247H193V246ZM230 246V248L228 247V246ZM231 245H232V248H231ZM234 245V246H233ZM246 245V246H245ZM249 245V246H248ZM8 246V247H7ZM30 246V247H29ZM34 246V247H33ZM87 246V247H86ZM112 246H114L115 247V245H113L112 244ZM123 246V247H122ZM172 246V247H171ZM186 246H187V248H186ZM192 246V247H191ZM201 246V247H200ZM203 246V247H202ZM239 246V248H237ZM241 246H242V248H243V250L244 251H241L240 250V248H241ZM4 247V248H3ZM59 247V248H58ZM73 247V248H72ZM77 247H80V248H77ZM84 247V248H83ZM85 247L86 248H88V250H86L85 249ZM91 247V248H90ZM177 247V248H176ZM195 247H196V249H195ZM205 247V248H204ZM235 247L237 248L236 249V251H235ZM6 248V249H5ZM77 248V249H76ZM95 248V249H94ZM123 248V249H122ZM154 248H156V249H154ZM165 248V249H164ZM171 248V249H170ZM174 248V249H173ZM183 248H185L186 250H184ZM209 248V252H208V249ZM213 248V247H212ZM247 250H246V249ZM8 249V250H7ZM62 249V250H61ZM84 249V250H83ZM180 249V250H179ZM190 249H192L191 251H190ZM200 249V250H199ZM202 249V250H201ZM204 249V250H203ZM212 250V252H211V250ZM230 249V250H229ZM231 249H232V251H231ZM5 250V251H4ZM33 250V251H32ZM62 252H61V251ZM73 250V251H72ZM75 250V251H74ZM81 252H80V251ZM91 250V251H90ZM154 250L156 251H158V254H156V253H153L154 252ZM163 250H165L164 252H163ZM172 250H173V252H172ZM175 250V251H174ZM182 250H184V251H182ZM194 250H196V251H194ZM238 250H239V252H238ZM29 251V252H28ZM49 253H48V252ZM119 251V252H118ZM156 251V252H157ZM160 251V252H159ZM181 251L183 252V253H181ZM199 251V252H198ZM203 253H202V252ZM228 251V252H227ZM230 251V252H229ZM242 253H241V252ZM64 252H66V253H64ZM68 252V253H67ZM72 252H74V253H72ZM79 252V253H78ZM89 252V253H88ZM166 252V253H165ZM170 252V253H169ZM181 254H180V253ZM208 253L207 255H206V253ZM235 252H238V254H240V255H238L237 253H236V257H235V260L236 261H234V262H232V261H229L230 259L229 258H231V256H233V254L235 253ZM244 252V253H243ZM249 252V253H248ZM31 253V254H30ZM48 253V254H47ZM51 253H54L55 255H53V254H51ZM69 253H71L70 255H72V256H70L69 255ZM167 253H168V255H167ZM191 253V254H190ZM193 253V254H192ZM197 253V254H196ZM201 253V254H200ZM205 253V254H204ZM211 253H213V254H211ZM45 254H47V255H45ZM60 254H62V255H60ZM66 255V258H65V255ZM79 254H81V256L83 257L84 256V258H83V261H82V257L79 255ZM110 254V253H109ZM108 254V255H109ZM116 254V255H115ZM165 254V255H164ZM170 254V255H169ZM176 254V253H175ZM180 254V255H179ZM198 254H199V256H198ZM227 254V255H226ZM232 254V255H231ZM245 254V255H244ZM250 254V255H249ZM50 255V256H49ZM119 255H120V257H119ZM149 255H151V256H149ZM177 255V254H176ZM186 255V256H185ZM191 255V256H190ZM196 255H197V257H196ZM213 255V258H214V260H212L211 259V257H209L208 258V256H212ZM229 255V256H228ZM27 256H26V258H27ZM45 256V257H44ZM47 256V257H46ZM60 256V257H59ZM159 256V257H158ZM162 256V257H161ZM167 257V259H164V258H166ZM183 256V257H182ZM190 256V257H189ZM193 256V257H192ZM201 256V257H200ZM204 256V257H203ZM217 256V257H216ZM238 256V257H237ZM241 256V257H240ZM245 256V257H244ZM247 256V257H246ZM253 256V255H252ZM109 257V256H108ZM112 257V256H111ZM146 257H148V258H146ZM163 259H161V258ZM192 257V258H191ZM200 257V258H199ZM206 257V258H205ZM45 258H47V259H45ZM59 258V259H58ZM73 258V259H72ZM87 258V259H86ZM122 259H123V257H121ZM120 258V259H121ZM149 258H150V262H147V260H149ZM152 258V259H151ZM185 258H187V260L185 259ZM193 258H194V261H193ZM197 258H198V260H197ZM201 258H203L204 260H202ZM224 260H223V259ZM240 258V259H239ZM245 260H244V259ZM248 258V259H247ZM19 259V258H18ZM18 259H16V258H11L10 259V262H15V263H19L21 260L19 259V261H18ZM67 259V260H66ZM147 259V260H146ZM157 259H158V261H157ZM159 259H161L160 260V262H159ZM201 259V260H200ZM210 259V260H209ZM220 259V260H219ZM222 259V260H221ZM16 260V261H15ZM44 260V261H43ZM71 260V261H70ZM73 260V261H72ZM80 260V261H79ZM145 260H146V262H145ZM154 260H156L155 262H154ZM165 260V261H164ZM193 262H192V261ZM238 260V261H237ZM240 260V261H239ZM244 260V261H243ZM30 261V260H29ZM50 263H49V262ZM61 261V262H60ZM168 261V262H167ZM190 261H191V263H190ZM199 261V262H198ZM201 261V262H200ZM207 261V262H206ZM214 261V262H213ZM215 261H217V262H215ZM53 262V263H52ZM56 262V263H55ZM73 262V263H72ZM76 262V263H75ZM78 262V263H77ZM158 262V263H157ZM165 262V263H164ZM167 262V263H166ZM198 262V263H197ZM206 262V263H205ZM209 262V263H208ZM226 262H228V263H226ZM1 263H2V261H1ZM0 263V264H1ZM186 263V264H187ZM133 264V263H132Z\"/></svg>",
    "mask_w": 264,
    "mask_h": 264
}]
</instances>
